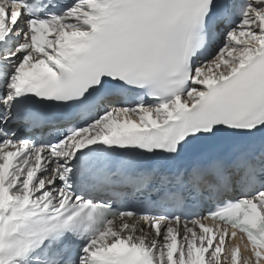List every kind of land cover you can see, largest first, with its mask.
I'll use <instances>...</instances> for the list:
<instances>
[{"label":"snow or ice","instance_id":"6c2138e0","mask_svg":"<svg viewBox=\"0 0 264 264\" xmlns=\"http://www.w3.org/2000/svg\"><path fill=\"white\" fill-rule=\"evenodd\" d=\"M0 264H264V0H0Z\"/></svg>","mask_w":264,"mask_h":264}]
</instances>
